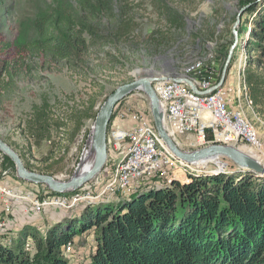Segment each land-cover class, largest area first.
I'll list each match as a JSON object with an SVG mask.
<instances>
[{"label": "trees", "instance_id": "16d2710c", "mask_svg": "<svg viewBox=\"0 0 264 264\" xmlns=\"http://www.w3.org/2000/svg\"><path fill=\"white\" fill-rule=\"evenodd\" d=\"M145 1L162 23L149 34L140 29L144 0L56 1L38 10L33 19L34 37L18 43L19 55L42 56L76 73L104 64L115 69L130 67L132 57L144 51L168 50L187 25L185 13L172 4L174 0ZM255 2L248 8L253 20L243 79L246 97L252 105L254 101L263 106L264 5ZM203 34L192 35L204 40L215 37L211 28ZM19 64L20 59L8 63L11 81L20 78ZM89 102L82 107L67 104L55 112L43 97L25 120L26 129L38 144L46 139L52 143L53 129L62 134L72 123L80 131L86 119L96 118L95 101ZM5 159L14 163L7 155ZM138 192L118 203L87 206L45 232L24 224L16 241H0V264H70L65 249L91 230L96 242L90 264H264V183L254 173L194 174L187 182L173 180L170 185L162 183ZM28 238L33 240V251L26 245Z\"/></svg>", "mask_w": 264, "mask_h": 264}, {"label": "rangeland", "instance_id": "374dc122", "mask_svg": "<svg viewBox=\"0 0 264 264\" xmlns=\"http://www.w3.org/2000/svg\"><path fill=\"white\" fill-rule=\"evenodd\" d=\"M56 1L72 4L76 3L77 0H0V138L20 155L25 165L29 164L31 166L28 167L29 169L54 175L60 180H68L74 176L79 165L85 162L86 157L92 158L94 156L89 152L91 150L93 126L96 118L86 119L80 131H75L72 123L68 125V129L62 130L64 132L62 134L61 132L58 134L53 129L52 143L47 139L40 144L36 142V139L30 135V131L26 129L25 120L32 113L33 107L42 103L43 97L49 99L55 112L60 107L65 108L67 104H78L82 107L83 104L90 103L89 101H95V110L99 111L115 89L136 78L178 72L196 74L198 78H193L195 83L214 81V79H218L217 82L219 83L226 58L235 43L232 29L239 12L244 7L247 8L239 17L240 21L236 26L237 41L227 66L226 79L223 85H226L229 89L232 108L243 112L244 117L255 129L257 137L256 141H254L256 143L254 146L245 140H228V144L237 145L239 148L256 155L264 163V105L254 104L247 87L246 91L253 101L252 105L245 95V81L243 79L245 78L244 66L248 56L246 46L248 44L249 28L253 20L248 8L255 0L248 3L245 0H174L172 4L185 13L187 25L179 41L175 42L168 50L154 54L144 51V54L132 57V65L130 67L122 68L119 66L115 69L110 65L104 64V66L96 67L93 71L82 70L78 73L62 64L45 60L42 56L30 58L28 53L19 55L18 43L34 37L33 19L38 10L54 4ZM144 2V10H141L144 17L140 20V29L143 34H149L154 29L161 27L162 23L150 2L145 0ZM255 3L261 6L264 5V0H256ZM208 28L213 29L215 32L213 39L204 40L192 35L193 32L201 31L206 36ZM220 36L223 37L219 38ZM16 59H20V78L17 76L11 81L6 68L8 63ZM199 62H202V66ZM191 65H197L193 71L187 69ZM260 70L264 72V66H261ZM241 79L243 80L242 92L239 88ZM7 84H11V86L7 88ZM200 91L202 94L187 90V94L196 101H210L219 96L218 87H211L210 90L200 89ZM143 95L148 97L143 90L135 89L126 95L115 107L113 112L115 117L110 121L111 125L109 124L107 131L108 148H116L117 128H112L114 121L116 120L117 123H122L124 126L135 125L138 120L134 118V115L144 112V124L151 126L160 140V143L158 145L154 144L152 148L166 160L167 166L177 165L170 168L176 170L178 174H171L172 172H170L164 177L160 174L155 177V174L151 179L138 183L137 187H129V192L125 193V195L122 193L112 194V188H105V186L111 178L113 181L125 179L126 168L132 162L131 151L133 147L138 146L140 150V146H143V139H135V141H130L128 149L120 152L114 161L108 150L107 162L102 171L76 191L52 195L47 192L49 191L48 186L43 184L44 186L38 185V188H30L28 192H24L30 196L42 194L43 200L59 198L64 202L78 201L91 192L88 198L83 199L79 205L69 211L79 214L87 206H97L103 202L118 203L128 199L138 190L140 191L138 193H143L162 183L170 185L173 180L187 182L191 180V176L194 174L207 175L220 172L231 174L239 172V169L234 168L233 162L226 157L220 158L219 162L222 167H220L219 163L217 164L219 159H216V161L201 164L203 166L206 165L207 168L197 165H191L192 167L186 169L181 168L180 166H185L184 161L176 160L172 152L163 143L155 127L150 98L145 99ZM175 100V98L168 100L167 106L162 99L165 110V126L166 124L170 126L172 121ZM144 128L147 127L144 125ZM208 135L210 136V132ZM172 137L179 141L178 144L185 150H194L212 143V138H202V141H199L193 134ZM54 142L56 145L53 144ZM145 142L149 147L146 134ZM164 148L169 155L162 156ZM4 155L6 154L0 151V176L1 170H8L7 181L9 184L12 183L13 186L16 184L15 190H20L16 183V181L20 180L30 184V186L31 184L37 185L20 179L17 176L15 163L4 160ZM119 156L122 158H119ZM221 160L225 162V165ZM219 168L223 169L220 171ZM255 175L264 183V176ZM169 179L171 181H168ZM102 190H104V195L99 197ZM0 203L1 207H7V200H0ZM9 204L14 205V207L20 204L25 207L29 206L26 202L18 204V198L16 197H9ZM54 208L50 207L46 212H36V215L27 209L26 212H29L30 215L20 216V206H17L11 211L12 214L10 213L7 216L9 230L0 229V241L3 243L16 241L21 230L20 225L23 221H32L35 219L34 217H36L38 222L41 221L35 224L38 225L37 228L45 232L49 226L46 222L48 215L56 210ZM17 209L19 211L14 216ZM29 224L31 223L29 222ZM95 242L94 230L76 237L73 244L64 251L70 264H90L91 254L95 249ZM26 245L33 251V240L31 238H28Z\"/></svg>", "mask_w": 264, "mask_h": 264}, {"label": "built area", "instance_id": "2783aa9c", "mask_svg": "<svg viewBox=\"0 0 264 264\" xmlns=\"http://www.w3.org/2000/svg\"><path fill=\"white\" fill-rule=\"evenodd\" d=\"M206 71V70H203ZM218 79L214 81H204V83H194L198 89L210 90L211 87H218L219 96L210 101H196L194 98H187V90H193L187 82H177L174 80H163L154 83V89L160 99L170 90H181V98L175 100V110L172 112L170 126H165L171 136L193 134L197 140L202 138H212V143L220 142L228 144V140H245L254 146V138L251 134H245L243 121L239 119L238 109H233L229 97V89L226 85L219 86ZM217 82V84H216ZM146 99L147 96L143 95ZM141 114V115H140ZM144 112L134 115L138 121L129 127L122 126L114 122L112 128H117L116 148H108L112 160L116 159L120 152L128 149L130 141L143 139V146L136 152L135 158L126 168V177L120 181L109 180L105 188H112V194L129 192V187H137L146 179H151L155 174H178L166 165V160L156 153L154 148L148 147L145 142L144 133ZM210 132V136L208 133ZM109 135V134H108ZM112 161V165H113ZM114 169V168H113ZM0 176V200H7V207H0V229H8L7 216L13 210L14 205L9 204V197L18 198V204L26 202L35 215L36 212H46L50 207L54 209H73L79 205L83 199L74 202H64L61 199L43 200V196H30L22 190H15V186L8 183V170H1ZM145 183V182H144ZM104 195V190L101 191ZM69 245L68 247H70Z\"/></svg>", "mask_w": 264, "mask_h": 264}, {"label": "water", "instance_id": "95a60500", "mask_svg": "<svg viewBox=\"0 0 264 264\" xmlns=\"http://www.w3.org/2000/svg\"><path fill=\"white\" fill-rule=\"evenodd\" d=\"M246 8L244 7L243 9H241L236 23L234 24V27L232 29V35L235 38V43L230 49L226 58L224 70L222 72L221 79L218 83L219 86H222L225 82L227 66L230 62L238 36L236 26L240 21L239 17ZM163 80H174L177 82L185 81L191 85L192 89L195 92H198V88L194 84L190 76H179L171 73L149 75L143 78H136L131 82L120 85L117 89H115V91H113L109 95V97L106 99V101L103 103L102 107L97 113L96 120L93 126L91 150L89 152L95 156V159L93 167L86 173H81V163L74 176H72L68 180H60L57 179L54 175L29 169L23 162L20 155L1 138L0 151L9 156L11 160L15 163L17 168V176L20 179H24L35 184L47 185L51 191L56 193L76 191L80 187H82L86 182L90 181L97 173L102 171V169L106 165L108 157L107 131L115 107L130 92L135 89H141L150 98L154 122L161 138L164 140L167 147L171 150V152L177 159H180L189 164H194L207 168L206 165L202 166L200 164L208 162L212 159L220 160V158L226 157L233 162L234 168L239 169V171L251 172L260 176H264V163L260 162L251 154L243 151L237 145L215 142L206 144L194 150H185L184 148H181L180 145L174 140V138H172V136L168 133L165 128L163 106L153 86L154 83ZM83 159H85V157H83ZM223 163L225 165V162ZM219 170L221 171V168H219ZM69 211L70 209H56V213L53 217L51 225L55 222L63 220L68 216L75 214L74 212Z\"/></svg>", "mask_w": 264, "mask_h": 264}, {"label": "bare ground", "instance_id": "6f19581e", "mask_svg": "<svg viewBox=\"0 0 264 264\" xmlns=\"http://www.w3.org/2000/svg\"><path fill=\"white\" fill-rule=\"evenodd\" d=\"M199 63H201L200 65L202 66V62H199ZM196 66L197 65H194V66H189L187 69H190L189 71H193L195 68H196ZM171 74H175V75H179V76H184V75H187V76H190L189 74H186V73H178V72H176V73H171ZM191 77V76H190ZM192 78V77H191ZM192 80H193V82L195 83V81H194V79L192 78ZM181 82H185V81H181ZM213 89H215V88H213ZM194 91V90H193ZM195 92V91H194ZM196 93H199V94H202V92L200 91V89H198V92H196ZM172 98H175V99H179V98H181V90H170L169 91V93L168 94H166L165 95V98L163 99L164 100V102L167 104V106H168V100H170V99H172ZM187 98H193L192 96H189L188 94H187ZM161 104H162V106H163V103H162V101H161ZM163 111H164V121H165V110H164V106H163ZM239 119L240 120H242L243 121V127L245 128V134H251V135H253V138H254V141H256V137H257V135H256V131H255V129L251 126V124L249 123V121L244 117V115H243V112H240L239 111ZM164 124H165V122H164ZM147 128H144V133L146 134V138H147V141H148V143H149V147H151L152 148V146L154 145V144H156V145H158L159 143H160V140H159V137H158V135H157V133H156V131L151 127V126H149V125H147V124H144ZM166 126H168L167 124H166ZM156 127V126H155ZM149 128V129H148ZM157 129V128H156ZM158 132V131H157ZM159 134V133H158ZM160 136V135H159ZM160 138H161V136H160ZM173 138V137H172ZM162 139V138H161ZM174 140L177 142V143H179V141H177L175 138H174ZM162 141H163V143L165 144V142H164V140L162 139ZM235 141H238V140H235ZM257 141H258V138H257ZM107 144H108V137H107ZM166 145V144H165ZM254 145H256V143H254ZM166 147H167V145H166ZM168 148V147H167ZM169 149V148H168ZM242 149V148H241ZM170 150V149H169ZM243 151H245V152H247L246 150H244V149H242ZM137 151H139V147L137 146V147H133V149H132V151H131V158L132 159H134L135 158V155H136V152ZM171 151V150H170ZM247 153H249V154H251L252 156H254L256 159H258L259 160V158L256 156V155H254V154H252V153H250V152H247ZM173 154V153H172ZM167 155H169V153L166 151V149L164 148V150H163V155L162 156H167ZM174 156V155H173ZM95 156H93L92 158H88V157H86V160H85V162H83V164L81 165V169H80V171H81V173H86L87 171H89L92 167H93V164H94V158ZM119 158H122L121 156H119ZM174 158L176 159V160H178V161H180V162H183V161H181V160H179V159H177L175 156H174ZM216 161V159H212V160H210V161H208V162H211V161ZM218 160V159H217ZM220 160H218L217 161V164L219 163L220 164V162H219ZM260 162H262L261 160H259ZM184 164H185V166H180L181 168H184V169H186V168H190V167H192L191 165H194V164H189V163H185V162H183ZM204 163H206V162H204ZM263 163V162H262ZM201 164H203V163H201ZM200 164V165H201ZM171 166H177V165H171ZM171 166H168L169 168L171 167ZM179 166V165H178ZM203 166V165H202ZM220 167H222V164H220ZM223 168H224V166H223ZM223 168H221V169H223ZM159 174H156L155 175V177H157ZM160 175H162L163 176V174H160ZM119 180V179H118ZM120 181V180H119ZM82 193V192H81ZM75 199V198H74ZM71 202H74V201H71Z\"/></svg>", "mask_w": 264, "mask_h": 264}, {"label": "crops", "instance_id": "0c3cea01", "mask_svg": "<svg viewBox=\"0 0 264 264\" xmlns=\"http://www.w3.org/2000/svg\"><path fill=\"white\" fill-rule=\"evenodd\" d=\"M242 85H243V80L241 79V83L239 84V88H240V91L242 92ZM238 96H239V94H238ZM114 122H116V120L114 121ZM122 126H124V124H122V123H120ZM126 127H129V126H127L126 125ZM16 183H17V187L18 188H20V190H22V189H24V191L25 192H28L29 191V189L30 188H38V185H32L31 184V186H30V184H28V183H26V182H21V180L20 181H16ZM11 185H13L12 183H11ZM19 185V186H18ZM15 186H16V184H15ZM33 186H36V187H33ZM29 193H31V192H29ZM2 205H1V203H0V207H1ZM18 207L20 206V216H22V215H26V214H28V215H30V213L29 212H26L27 211V208L22 204H20V205H17ZM16 206V207H17ZM16 207H14L13 206V209L14 208H16ZM26 209V210H25ZM18 209L15 211V214H14V216L15 215H17V213H18ZM55 211H52L49 215H48V218H47V224L50 226L51 225V222H52V220H53V217L55 216ZM12 214V213H11ZM35 216V215H34ZM35 219H33L32 221H23V223L20 225V228H21V226H23L25 223H31L32 225H34V226H36V227H38V225H35L36 223H39V222H41V221H39L38 222V220H36V217H34ZM47 224H46V226H47ZM20 228H17V229H20ZM8 230H9V225H8Z\"/></svg>", "mask_w": 264, "mask_h": 264}]
</instances>
